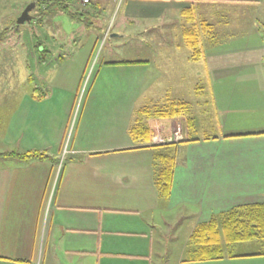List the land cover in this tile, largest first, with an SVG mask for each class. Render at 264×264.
I'll use <instances>...</instances> for the list:
<instances>
[{"label": "crops", "instance_id": "crops-1", "mask_svg": "<svg viewBox=\"0 0 264 264\" xmlns=\"http://www.w3.org/2000/svg\"><path fill=\"white\" fill-rule=\"evenodd\" d=\"M108 1L119 0H94L96 7ZM210 1L121 0V8L129 18L181 19L184 32L194 22L182 11L194 8L199 18L198 8ZM76 4L86 7L83 0ZM203 16L200 22H209ZM204 32L201 46L210 40L211 31ZM258 44L259 50L260 36ZM168 47L190 54L181 64L180 53H168L175 68L161 62L163 76L149 59L109 61L99 67L91 88L83 90L85 76L65 84L49 76L44 98L32 96L33 86L17 95L2 126L4 143L10 151L38 149L49 157L0 152V264H154L155 233L164 213L189 208L199 216L197 225L241 204L264 203V74L254 76L255 84L240 85L232 81L237 76H209L215 66L204 53L194 60L184 38ZM262 56L259 52L258 60ZM203 73L204 82L193 86L198 98L187 101L188 115L150 121L158 133L179 131L178 140L191 137L200 122L217 124V133L206 134L214 139L177 144L170 198L162 202L154 169L159 150L135 141L130 128L139 109L160 106L156 94L166 96L172 75ZM254 252L180 264H264V255Z\"/></svg>", "mask_w": 264, "mask_h": 264}, {"label": "rangeland", "instance_id": "rangeland-1", "mask_svg": "<svg viewBox=\"0 0 264 264\" xmlns=\"http://www.w3.org/2000/svg\"><path fill=\"white\" fill-rule=\"evenodd\" d=\"M33 1L35 0H0V35L5 37L0 41V152L13 149L3 141L2 126L10 116L17 95L33 85L37 84L43 90L46 82L65 84L72 80L74 82L79 76H85L82 85L85 90L91 88L99 67L109 61L149 59L156 62L158 76H163L161 62L170 63L168 67L172 70L175 68L174 57L169 62L166 58L168 53H180L178 62L181 64L187 62L190 54L189 49L168 47V44L175 45L184 38L180 30L183 27L181 19L166 16L129 18L121 8V0L108 1V5L100 2L101 6L97 7L93 0L86 7L92 14L83 16V23L72 20L64 13L54 16L45 13L41 16V9L34 7L30 10L33 16L31 21L16 26L18 16ZM203 6L206 7L203 9ZM198 9L199 18L195 14L192 25L202 27L200 19L204 14L207 17L203 18H207L212 26L208 35L210 40L202 46L208 62L215 66L209 76H237L232 81L240 85L257 83L254 76L264 74V0H211L205 5L201 4ZM202 30L206 29L202 28L200 31L204 35L206 32ZM258 36L263 42L259 50ZM38 38L47 44L45 46L50 51L43 53L34 48ZM96 38L98 42L93 48ZM258 51L263 55L260 60ZM44 54H48L46 58ZM59 56L64 58L63 62L58 59ZM89 59L90 63L86 64ZM45 63L49 64L48 71L42 68L43 64L46 67ZM86 68V74L83 75ZM179 71L177 67L176 72ZM49 76L48 81L46 78ZM204 79V73L201 76L172 75L169 81L166 79L169 83L166 96L156 94L161 97L158 105L181 99L192 102L198 98L193 86L202 84ZM161 82L162 80H158L155 88H162L159 87L163 86ZM213 121V127H204L200 122L192 137L217 133L216 120ZM161 135L164 136L163 133ZM171 135L173 140L174 137L176 140L183 137L179 131ZM194 214L195 211L185 207L164 213L165 219L160 231L155 233L154 244L159 252L157 251L158 258L154 255V264H180L186 254L189 235L199 220V216ZM260 249L261 246L255 241H247L239 244L235 252L250 253Z\"/></svg>", "mask_w": 264, "mask_h": 264}, {"label": "trees", "instance_id": "trees-1", "mask_svg": "<svg viewBox=\"0 0 264 264\" xmlns=\"http://www.w3.org/2000/svg\"><path fill=\"white\" fill-rule=\"evenodd\" d=\"M35 1V7L41 9V16L45 15V13L56 14L60 12L68 15L74 21L82 22L83 16L92 14L91 10L86 9L89 1L86 3L83 2V5L86 7L78 6L76 0ZM182 13L189 20H195L196 13L194 8L184 9ZM202 24V27L197 24L186 27L183 32L184 40L189 48H191L192 58L194 60L203 56L201 29L203 28L206 29L203 31H207L211 28V24L205 19L202 20ZM3 38L5 37L0 35V41ZM37 42L34 47L36 50L43 53L50 51L42 39L38 38ZM199 88H201L200 85ZM32 91V96L38 100L44 98V95H46V91L42 90L37 84L33 85ZM188 110L189 103L185 100L171 101L160 106H145L138 110V117L130 128V134L135 141L144 142L147 145L149 143V146L159 150L154 157V169L155 183L158 187L162 202L170 198L176 165L175 151L177 144L183 141L200 140V138L191 136L186 140L152 143L154 129L150 121L154 118H173L180 115H188ZM214 138L216 136L206 135L203 137L206 140ZM1 154L18 156L20 158L35 157L46 159L49 157L46 151L38 149L22 152L13 150ZM247 241H255L261 246V249L253 254L264 255V203L262 202L241 204L228 210L214 213L209 220L198 223L188 238L186 254L183 261H206L234 257L239 255L235 252V248L239 244Z\"/></svg>", "mask_w": 264, "mask_h": 264}, {"label": "water", "instance_id": "water-1", "mask_svg": "<svg viewBox=\"0 0 264 264\" xmlns=\"http://www.w3.org/2000/svg\"><path fill=\"white\" fill-rule=\"evenodd\" d=\"M36 6V2L33 1L30 4H28L24 10L22 11V13L18 16V18L16 19V23L17 24H23L25 22H29L32 19V15L30 14V10L32 8H34Z\"/></svg>", "mask_w": 264, "mask_h": 264}, {"label": "built area", "instance_id": "built-area-1", "mask_svg": "<svg viewBox=\"0 0 264 264\" xmlns=\"http://www.w3.org/2000/svg\"><path fill=\"white\" fill-rule=\"evenodd\" d=\"M89 0H83L84 3L88 2ZM154 129V128H153ZM157 129V128H156ZM154 131H156L154 129ZM162 133H158L157 131L155 132V141L157 142L158 140H160L161 142H172V141H176V137L175 140H173V135L169 134V135H161ZM165 137V139H164ZM160 141H158V143H161ZM66 152V149L64 150V153Z\"/></svg>", "mask_w": 264, "mask_h": 264}]
</instances>
